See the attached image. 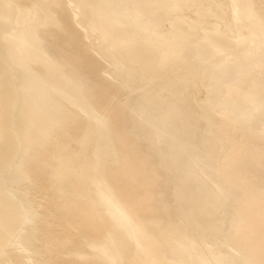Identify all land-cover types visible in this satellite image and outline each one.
I'll list each match as a JSON object with an SVG mask.
<instances>
[{"label":"bare ground","instance_id":"bare-ground-1","mask_svg":"<svg viewBox=\"0 0 264 264\" xmlns=\"http://www.w3.org/2000/svg\"><path fill=\"white\" fill-rule=\"evenodd\" d=\"M116 127L158 180L141 218ZM258 199L264 0H0V264H258Z\"/></svg>","mask_w":264,"mask_h":264},{"label":"water","instance_id":"water-1","mask_svg":"<svg viewBox=\"0 0 264 264\" xmlns=\"http://www.w3.org/2000/svg\"><path fill=\"white\" fill-rule=\"evenodd\" d=\"M69 47L75 48L73 44ZM77 56L88 61L82 53H78ZM90 75L89 92L91 91L99 100L105 101L109 95L105 91V83L96 76V72L94 74L92 71ZM107 117L110 122H113L119 117V114L107 109ZM114 130L118 139V146L123 154V159L129 165V170L124 176L113 173L111 184L131 215L141 218L143 213L153 210L151 193L158 185V180L153 172L147 171L149 162L137 151L133 139L121 128L116 127ZM246 149H249V146H246ZM254 151L255 154L261 155V152ZM241 161L242 159L237 160L236 157L231 158V169L226 172V177L233 179L235 183H239L244 175L245 169ZM258 205L260 207L259 214L255 217L252 216L249 222L243 223L241 229L248 232L251 256L258 264H264V209L260 199H258Z\"/></svg>","mask_w":264,"mask_h":264}]
</instances>
